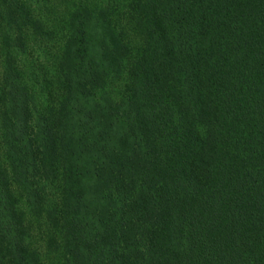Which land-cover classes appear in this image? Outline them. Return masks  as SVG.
Returning <instances> with one entry per match:
<instances>
[{
	"label": "trees",
	"instance_id": "trees-1",
	"mask_svg": "<svg viewBox=\"0 0 264 264\" xmlns=\"http://www.w3.org/2000/svg\"><path fill=\"white\" fill-rule=\"evenodd\" d=\"M0 264H264V0H0Z\"/></svg>",
	"mask_w": 264,
	"mask_h": 264
}]
</instances>
